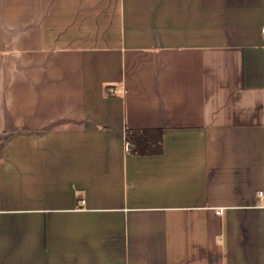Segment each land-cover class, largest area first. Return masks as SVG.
Returning <instances> with one entry per match:
<instances>
[{
  "label": "crops",
  "instance_id": "crops-1",
  "mask_svg": "<svg viewBox=\"0 0 264 264\" xmlns=\"http://www.w3.org/2000/svg\"><path fill=\"white\" fill-rule=\"evenodd\" d=\"M263 29L264 0H0V264H264Z\"/></svg>",
  "mask_w": 264,
  "mask_h": 264
},
{
  "label": "trees",
  "instance_id": "trees-1",
  "mask_svg": "<svg viewBox=\"0 0 264 264\" xmlns=\"http://www.w3.org/2000/svg\"><path fill=\"white\" fill-rule=\"evenodd\" d=\"M125 140L128 147L133 148V154L138 156L160 155L163 152V130L160 128H127Z\"/></svg>",
  "mask_w": 264,
  "mask_h": 264
},
{
  "label": "built area",
  "instance_id": "built-area-1",
  "mask_svg": "<svg viewBox=\"0 0 264 264\" xmlns=\"http://www.w3.org/2000/svg\"><path fill=\"white\" fill-rule=\"evenodd\" d=\"M263 34H264V29H263ZM259 195H260V196H262V195H263V193H262V192H260V193H259ZM219 213H220V212H217V214H219Z\"/></svg>",
  "mask_w": 264,
  "mask_h": 264
}]
</instances>
